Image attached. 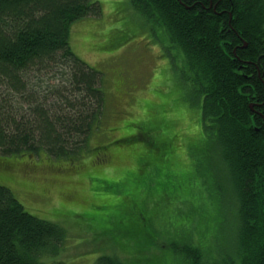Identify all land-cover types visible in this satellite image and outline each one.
Returning <instances> with one entry per match:
<instances>
[{"label":"trees","instance_id":"obj_1","mask_svg":"<svg viewBox=\"0 0 264 264\" xmlns=\"http://www.w3.org/2000/svg\"><path fill=\"white\" fill-rule=\"evenodd\" d=\"M129 2L182 57L210 147L228 169L236 232L225 264H264V0ZM100 14L98 0H0V157L42 151L75 158L86 149L101 125L105 93L101 72L72 52L69 35L73 21ZM174 138L147 139L148 149L170 151ZM142 174H134L136 183ZM161 190L165 198L172 194ZM129 198L123 216L130 228H142V202ZM62 239L57 224L29 213L0 184V264H61L46 258L58 255ZM187 244L175 249L198 264L200 249ZM97 264L123 263L102 255Z\"/></svg>","mask_w":264,"mask_h":264},{"label":"rangeland","instance_id":"obj_2","mask_svg":"<svg viewBox=\"0 0 264 264\" xmlns=\"http://www.w3.org/2000/svg\"><path fill=\"white\" fill-rule=\"evenodd\" d=\"M98 1L99 16L71 23L69 45L101 72L100 127L75 158L42 151L0 157V184L29 213L61 228L62 248L48 262L97 264L103 255L123 264H190L175 249L190 243L202 253L198 264H225L236 232L229 173L210 147L183 59L129 0ZM172 135L171 152L148 149V140ZM98 145L106 146L92 149ZM162 188L171 189L169 198ZM131 194L142 202V228L123 216Z\"/></svg>","mask_w":264,"mask_h":264},{"label":"flooded vegetation","instance_id":"obj_3","mask_svg":"<svg viewBox=\"0 0 264 264\" xmlns=\"http://www.w3.org/2000/svg\"><path fill=\"white\" fill-rule=\"evenodd\" d=\"M260 116H261V120H262V122H263V124H264V116H263V114L260 113Z\"/></svg>","mask_w":264,"mask_h":264},{"label":"water","instance_id":"obj_4","mask_svg":"<svg viewBox=\"0 0 264 264\" xmlns=\"http://www.w3.org/2000/svg\"><path fill=\"white\" fill-rule=\"evenodd\" d=\"M243 46L245 47V42H244ZM251 106H252V104H250V107H251Z\"/></svg>","mask_w":264,"mask_h":264}]
</instances>
